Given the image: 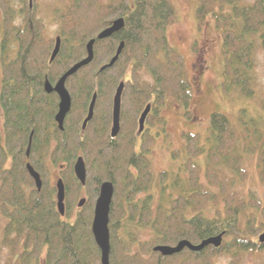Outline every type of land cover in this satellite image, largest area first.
<instances>
[{"label":"trees","instance_id":"trees-1","mask_svg":"<svg viewBox=\"0 0 264 264\" xmlns=\"http://www.w3.org/2000/svg\"><path fill=\"white\" fill-rule=\"evenodd\" d=\"M23 2V8L16 13L12 0H0V106L6 111L5 133L0 132V264H101L91 232L92 211L79 214L72 224L62 220L52 207L50 193L55 188L46 183L47 179L41 191L34 188L25 168V146L17 141L25 139L31 124H37L45 116V109L52 106L42 89L45 72L54 66L60 74L81 59L92 37H96L94 61L100 63L114 55L121 41L124 47L111 67L100 72L95 67H83L73 75L72 78L85 77L82 89L77 90L82 98L92 92L95 78L102 109L109 92L127 74L125 98L132 107L138 103V92L140 96L148 92L149 99L157 103L162 102L163 94L171 95L183 106L186 117L192 119L188 108L192 84L187 78L185 59L169 42L167 32L177 20V8L173 0H67L56 9L63 44L51 63L54 35L47 34L43 19L34 14L29 0ZM119 17L124 19V26L118 32L97 38ZM195 17L199 29L212 23L222 38L223 90L253 97L255 52L257 46L264 49V0H197ZM143 68L152 81L140 73ZM160 118L157 108L151 119ZM262 123L246 107H240L234 119L222 111L212 112L205 136L185 132L182 148L173 151L179 161L176 171L158 176L159 201L155 207L151 206V195L141 207L134 200L137 192L154 184L150 163L142 159L138 175L133 176L125 167L129 158L126 151L104 150L97 159L100 168L115 173L126 183L116 188L113 199L127 203V208H119L118 201L115 211L111 206L109 264H239L244 251L264 253V241L256 240L264 231L263 200L256 192H243L239 187L248 176L245 162L250 156L256 158L260 174L264 175ZM35 148L36 138L31 150ZM65 150L73 152L74 147ZM136 159L133 156L132 161ZM57 160L55 157L54 162ZM132 214L142 227L150 229L153 237L141 242L140 249L133 253L125 245L118 248L116 238L118 221ZM222 232V243L217 247H185L171 255L154 250L156 245H175L181 239L199 243ZM43 251L45 259L41 257ZM228 255V262L219 263V258Z\"/></svg>","mask_w":264,"mask_h":264},{"label":"rangeland","instance_id":"rangeland-1","mask_svg":"<svg viewBox=\"0 0 264 264\" xmlns=\"http://www.w3.org/2000/svg\"><path fill=\"white\" fill-rule=\"evenodd\" d=\"M66 2L67 0L31 1L34 14L43 19L49 36L60 33V19L56 9L62 8ZM173 2L177 8L178 17L168 27V39L185 59L187 78L192 84V100L188 108L191 110L193 117L192 119L186 117L183 106L173 96H164L163 94L162 104L157 103L156 107L161 112L160 121L157 122L150 118L149 126L152 127L151 131L155 134V140L151 145L149 158L155 179L153 186L145 191H140L134 200L138 204H142L151 195L152 207H155L159 201L157 188L159 174L165 171L175 172L178 167L179 161L173 157V151L182 148L185 132L200 133L205 136L208 132L212 112L222 111L231 119H234L237 110L240 107H246L249 114L263 122L262 126H264V49L257 46L255 52V95L246 98L236 92L228 94L221 86L222 38L220 34L212 23H208L202 29H199L195 17L197 0H173ZM11 6L18 13L23 8L24 2L23 0H12ZM20 18L21 14L18 16L17 22L20 21ZM145 71L146 69L143 68L140 73L152 81V76L149 73L146 74ZM56 166L51 168V178L54 181L56 180L55 176L58 168ZM245 166L248 176L245 181L239 184V187L243 192L248 190L256 192L264 203V175L261 176L260 174L256 158L253 156L248 157ZM103 170L101 169L104 174L105 171ZM116 182L117 186L122 183L118 176ZM118 201L115 200L116 204H118ZM126 216L121 217V220L118 221L119 229L116 230L117 245L118 248L125 245L124 247L133 253L140 249L141 242L152 240L153 237L148 227H142L138 223L136 215L132 214L130 218L128 216V219H126ZM262 232L257 235V241H260L259 235ZM132 236H134V239H132ZM3 253L6 255L8 249L5 248ZM44 254L43 251L42 258ZM230 258V255L223 256L218 261L219 263H225ZM239 264H264V253L244 251Z\"/></svg>","mask_w":264,"mask_h":264},{"label":"flooded vegetation","instance_id":"flooded-vegetation-1","mask_svg":"<svg viewBox=\"0 0 264 264\" xmlns=\"http://www.w3.org/2000/svg\"><path fill=\"white\" fill-rule=\"evenodd\" d=\"M57 36H60L61 38L60 49L62 47L63 36L61 35V33L54 35V44L51 50V54L54 49ZM92 38H96V37H92ZM86 44H85L86 53L83 57H81V59L87 56ZM16 45L18 46V43H16ZM60 49L58 53L60 52ZM93 52H94L93 59L88 64L79 68L76 72H78L83 67L86 68L95 67L97 68V71L100 72L101 71L100 68L110 60L109 59L107 61H104L103 63L94 61V58L96 56L95 42L93 45ZM55 58L51 60V55H50V62L51 63L54 62ZM77 61L68 65V67H66V69H63L60 72V74H57V72L54 70V66H50L48 71L45 72L43 76L42 89L44 91V95H46L48 98L46 102L52 106L49 109L48 108L45 109L46 110L45 116L40 118L41 120H38L39 122L37 124L36 121L33 124H31L29 133H27L26 138L24 137L25 139H23L22 141H17V143L21 144L20 146H25L24 159H25L26 170H27L26 164L30 162L33 165L34 169L40 174L42 180V185L40 189L37 188L34 178L29 174L33 179L34 188L37 191H41L42 188L44 187V183L48 180L46 183L50 187L55 188L54 192L50 193L52 194L51 197L53 200L52 207L55 209V211L59 213V217L62 220H65L71 224L75 221V219L78 217L79 214L81 213L83 214L84 211H89V210H91L93 213L91 222L93 221L96 200L99 196L100 187L103 182L110 181L113 183L114 185L113 198L115 196V191L116 188L118 187L116 182L117 175L112 172H105L103 174L101 169L99 168L100 166L97 160L99 155L102 154L104 150L108 149L116 153L118 150L126 151L127 154L129 155V158L128 161H126L125 163V167L133 176L138 175L139 173L138 167L139 164L143 161L142 159H144V161H147V163H150L149 151L153 141L155 140V134L151 131L152 127H150L149 125H150V118L152 117V114H154L157 107V102L155 101V99L154 98L149 99L148 92H143V91H142L143 92L142 96H140L139 92L137 93L138 103L136 101L134 107L128 104V101L125 98L126 96L125 89H126V82L129 77L126 74V76L122 80L117 82L116 86L113 89V92L112 93L109 92L107 103L106 101L103 102L104 106L101 109V100L98 95V85L96 84L95 78L92 81L95 83L92 92L87 97L82 98L81 94L77 90L82 89L83 85L81 87V84L83 83L82 80L83 81L85 80V77L72 78L73 75L76 73L75 72L74 74L68 76L65 80V87L67 88L71 97V105L69 110L63 116L62 121H59L57 118V114L60 110V106H59L61 101L60 95L53 88L51 91L46 90L45 82L49 81L51 86L55 87L56 83L61 78L63 73L67 71ZM121 82H123V90L121 94L119 130L117 134L113 135L112 126H113L114 96ZM94 96H95V102L93 106L92 117L85 122V119L87 118L89 113V107L91 105ZM77 97L79 98V100L81 99V101H79L81 103H78ZM158 104H162V102H158ZM147 105H150V110L145 118L144 125L140 130L139 119L141 113L143 112V110ZM158 114L161 117L160 111L158 112ZM5 120H6V111L0 106V132L2 135H4L6 129ZM35 125L38 126L37 127L38 130L36 134H35L36 132ZM34 138H36V148L33 149L32 151L31 147L33 146ZM76 138H78V141H76ZM69 146L74 147L73 152H68V150H65ZM28 147H30L29 153L27 152ZM38 148H40L39 151L37 150ZM94 148H97L96 152L93 151ZM142 152H143V158L140 157L141 156L140 154H142ZM79 156L83 158L86 167L85 183H82L79 180V178H77L74 171V164ZM133 156H136L137 158L136 160H134L135 162L132 161ZM55 157L58 158L56 162H54ZM66 157H69V159L67 160ZM11 158L12 155L9 156V161L11 160ZM53 166L58 167L56 171L57 173L55 176L56 178L55 181L52 180L51 178V173H52L51 168ZM70 170L72 171L71 176L67 177V174L70 172ZM60 178L62 179L64 185V198H63L64 213H61L58 207L59 200H58L57 182ZM119 180H121L122 182L121 185L126 184L125 181H123L121 178ZM138 193L139 192H137L136 195ZM113 198H112L111 206L112 209L114 210L116 209L115 208L116 202ZM140 205L142 204H139V206ZM111 206H110V210H111ZM120 207L127 208V203L125 201L120 202L119 208ZM91 232H92V224H91ZM110 243H111V239H110ZM97 247L100 251L98 245ZM46 255L47 254L45 253V256L43 257L44 259L46 258ZM42 264H45L44 261L42 262Z\"/></svg>","mask_w":264,"mask_h":264},{"label":"water","instance_id":"water-1","mask_svg":"<svg viewBox=\"0 0 264 264\" xmlns=\"http://www.w3.org/2000/svg\"><path fill=\"white\" fill-rule=\"evenodd\" d=\"M30 6H31V1ZM124 26V19L122 17L116 18L112 21L111 25L102 29L98 34L97 38H105L111 36L113 33L118 32ZM96 38H91L88 40L86 44L87 56L83 59L77 61L73 64L67 71L63 73L61 78L56 83L55 87H52L49 81L45 82V88L48 91H51L52 88L55 89L61 98L60 101V110L57 114V118L59 121H62L63 116L69 110L71 105V97L70 94L65 87V80L68 76L75 73L79 68L88 64L93 59V45ZM61 38L60 36L56 37V43L54 49L51 54V60H53L59 49H60ZM124 47V41H121L118 45L115 54L110 58V60L104 64L100 69L103 70L105 68L111 67L120 56L122 49ZM123 90V82H121L117 88V91L114 96V104H113V126H112V134H117L119 130V114H120V105H121V94ZM95 102V96L91 102L89 107V113L85 122L92 117L93 114V106ZM150 110V105H147L143 112L141 113L139 124V129L141 130L145 118ZM30 147H28L27 152L29 153ZM27 170L29 174L34 178L37 188L40 189L42 185V180L40 174L34 169L33 165L28 162L26 164ZM74 171L82 183L86 181V167L84 160L81 156H79L74 164ZM58 188V207L61 213H64V185L63 181L60 178L57 182ZM114 193V185L110 181H105L101 184L100 193L96 200L94 217L92 221V232L95 238L97 245L100 248V261L101 264H109L110 263V253H111V243H110V230H109V220H110V206ZM224 232L219 233L217 235H213L207 238L202 239L199 243H193L187 239H181L175 245H167V244H159L154 247V250L160 251L164 255H171L180 252L185 247H188L191 250H202L209 245L220 246L222 243ZM260 241H264V231L259 235Z\"/></svg>","mask_w":264,"mask_h":264},{"label":"bare ground","instance_id":"bare-ground-1","mask_svg":"<svg viewBox=\"0 0 264 264\" xmlns=\"http://www.w3.org/2000/svg\"><path fill=\"white\" fill-rule=\"evenodd\" d=\"M116 49H117V48H116ZM115 52H116V51H115ZM114 54H115V53H114ZM112 56H113V55H112ZM112 56H111V57H112Z\"/></svg>","mask_w":264,"mask_h":264}]
</instances>
